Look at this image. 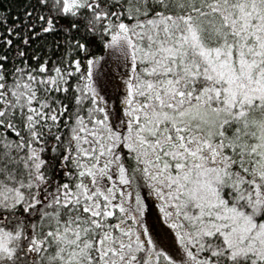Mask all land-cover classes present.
Segmentation results:
<instances>
[{"label":"snow or ice","instance_id":"snow-or-ice-1","mask_svg":"<svg viewBox=\"0 0 264 264\" xmlns=\"http://www.w3.org/2000/svg\"><path fill=\"white\" fill-rule=\"evenodd\" d=\"M0 264H264V0L0 5Z\"/></svg>","mask_w":264,"mask_h":264},{"label":"trees","instance_id":"trees-1","mask_svg":"<svg viewBox=\"0 0 264 264\" xmlns=\"http://www.w3.org/2000/svg\"><path fill=\"white\" fill-rule=\"evenodd\" d=\"M22 0H13V8L15 9V6L21 3ZM8 0H0V5L7 4Z\"/></svg>","mask_w":264,"mask_h":264}]
</instances>
